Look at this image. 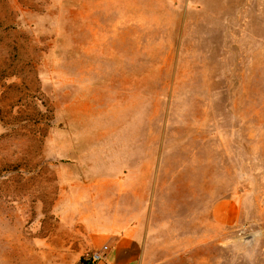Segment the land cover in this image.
Segmentation results:
<instances>
[{"label":"rangeland","instance_id":"obj_1","mask_svg":"<svg viewBox=\"0 0 264 264\" xmlns=\"http://www.w3.org/2000/svg\"><path fill=\"white\" fill-rule=\"evenodd\" d=\"M92 212L264 264V0H0V264H84Z\"/></svg>","mask_w":264,"mask_h":264},{"label":"crops","instance_id":"obj_2","mask_svg":"<svg viewBox=\"0 0 264 264\" xmlns=\"http://www.w3.org/2000/svg\"><path fill=\"white\" fill-rule=\"evenodd\" d=\"M235 215V207L230 204L229 210L215 213L217 220L226 222ZM96 221V220H95ZM93 212L90 225L93 243L108 245L107 264H135L147 253L148 235L138 218L127 225L115 226L113 221L107 219L105 228L94 227Z\"/></svg>","mask_w":264,"mask_h":264},{"label":"built area","instance_id":"obj_3","mask_svg":"<svg viewBox=\"0 0 264 264\" xmlns=\"http://www.w3.org/2000/svg\"><path fill=\"white\" fill-rule=\"evenodd\" d=\"M108 245L103 244L98 250L92 252V254L85 260L84 264H103L106 262L108 254Z\"/></svg>","mask_w":264,"mask_h":264},{"label":"water","instance_id":"obj_4","mask_svg":"<svg viewBox=\"0 0 264 264\" xmlns=\"http://www.w3.org/2000/svg\"><path fill=\"white\" fill-rule=\"evenodd\" d=\"M251 237H252V236H247L246 238L249 240V239H251Z\"/></svg>","mask_w":264,"mask_h":264}]
</instances>
